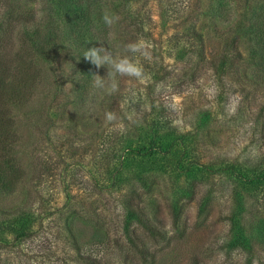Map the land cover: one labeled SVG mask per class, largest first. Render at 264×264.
I'll return each instance as SVG.
<instances>
[{
	"label": "rangeland",
	"instance_id": "1",
	"mask_svg": "<svg viewBox=\"0 0 264 264\" xmlns=\"http://www.w3.org/2000/svg\"><path fill=\"white\" fill-rule=\"evenodd\" d=\"M49 1L33 2L35 15L29 24L44 40L47 55H34L36 86L11 133L18 137V155L29 169L38 168L45 158L53 164L57 157L39 128L50 117L53 139L61 137L70 145L67 154L76 151L82 157L70 164L65 182L59 178L49 190L55 199L46 209L38 207L34 179L29 177L0 193V217L5 218L0 264H190L193 258L199 264H242V257L264 264V87L251 80L255 75L261 79L264 70V50L252 38L258 30L264 36V0H85L88 11L69 19L71 28ZM105 11L118 17L111 27L102 20ZM25 29L21 25L18 31ZM232 39L243 56L235 67L246 77L240 76L243 72L225 77L226 87L219 92L211 59L226 51L232 54ZM141 40L149 46L151 59L125 53L126 45ZM101 45L114 55H128L143 67L146 79L117 76L115 92L107 84L96 87L94 79L81 81L77 56L84 58L87 48ZM180 51L191 60L176 58ZM99 75L105 77L107 68L101 67ZM148 97L159 106L152 115L170 118L175 131H189L180 146L170 145L171 138L160 131L164 137H157L148 124L132 128L133 115H148ZM108 112L116 120L107 121ZM114 132L123 135L115 139ZM104 135L126 154L121 163H109L110 171L119 166L128 175L149 172L144 197L148 205H159L157 215L165 224L161 237L152 239L136 227L133 246L122 230L115 190L100 195L91 184L72 180L83 174L90 182L96 178L110 183L106 166L90 160L103 151ZM155 143L170 149L162 155L146 154ZM181 149L184 155L177 161ZM176 197L185 207L175 226L168 202ZM29 207L34 208L32 217L50 214L23 226L18 217ZM254 235L258 238L250 251L247 244L239 247L237 241ZM149 249L156 251L152 263Z\"/></svg>",
	"mask_w": 264,
	"mask_h": 264
},
{
	"label": "trees",
	"instance_id": "2",
	"mask_svg": "<svg viewBox=\"0 0 264 264\" xmlns=\"http://www.w3.org/2000/svg\"><path fill=\"white\" fill-rule=\"evenodd\" d=\"M37 1H39V4H43L45 2V0ZM33 2H36V0H0V193L10 192L13 190L15 185L22 183L25 178L29 177L34 179V188L39 197L38 207L46 209L51 200L55 199L53 197L54 194L49 190L55 186V183L58 184L59 178L60 182H65L63 176L65 173L71 171L68 169L70 164H74L76 156L81 158L82 154L76 151L71 154H67L71 149L70 145L59 136H56L58 137L56 140L53 139V133L49 132L51 131V129L49 130V126H54L52 119L50 120L51 117L47 122L40 123L39 128L42 133L47 134L50 147L57 154V157L54 161H52L53 164L46 161L49 158H45L41 161L38 168L29 169L26 166H23V159L20 155H18L17 147L15 146V143L18 141V137H16L14 132L11 133V129L18 118L21 108L28 105L29 97L36 86L33 82L39 75V69L33 65L34 55L38 54L42 57L47 55V47H44L43 50L42 42L44 40L40 38V34L34 30L35 28L29 24L35 15ZM49 2H54V9H56L55 13L59 18H62V20L66 22V25H64L66 28H71L69 19L73 18V20H76L80 11H88L84 5L85 0H50ZM29 4L30 8L25 9L24 6ZM135 23H137V21H135ZM21 25L26 28L24 31H18V28ZM81 26L83 25L81 24ZM85 35L86 32L83 31L82 35H80V39L82 40ZM252 38L255 45L264 50V36L259 33V30L252 36ZM249 39L251 40V38ZM14 40L17 41L16 49H14V44L12 45V41ZM235 42L236 39H232V43L235 45V50L232 54H229V51H226L225 53L222 52L219 56L211 59L212 72L214 73V80L219 92L223 91V88L226 87L224 81L225 77L236 78L237 75L239 76L240 72H243V75H240L241 77H246L244 70H238L237 68L239 66L235 67L234 62L243 60L242 52L238 49ZM88 44L90 45L89 42ZM202 47L203 45L201 44V48L198 50L199 52L196 58L199 57ZM253 53L254 51L251 52L250 59L253 58ZM77 57L79 58L78 65L80 67L77 68L80 69V80L93 81V74L99 75L100 68L97 69L90 62L80 57V55ZM176 58L183 60V58H185L184 52H177ZM185 59L186 61H190V54H188ZM263 71L261 79H259L258 75L251 78L255 86L264 87ZM173 77L174 75L171 78ZM76 103L80 104L82 102L77 101ZM147 103L149 104V116L144 113L137 114L136 116L133 115L131 117L133 123L132 128L148 124L157 137L163 138V135H168L171 138L170 145L172 144L173 147L180 146L184 142L182 139H184L183 137L185 133L189 131H175L176 127L170 123V118H167L168 120H166L152 115L157 113V111H155V107H159L154 104V100L151 99L149 102L148 97ZM204 111L207 112V109ZM26 118V120H28L29 116ZM159 131L163 133V135L158 134ZM190 133L193 135V132ZM113 134L116 136L115 139H120L123 135L122 133L116 132ZM109 139L110 135H104L102 138L104 148L101 147V150L103 151L99 157L91 155L90 160L99 162L102 167L106 166L105 172L108 176V180L110 179V183L104 185L100 181H96V178L91 179L90 182L83 174L81 176L74 177L72 180L78 184H91L93 190L98 189L100 195L102 190H104L105 193H108L106 190L108 188L110 189L109 192H111L112 189L115 190V193H117L118 204L122 209V218L120 221L122 230L127 241L133 246V234L136 227H142L152 239H156L159 236L161 237V233L165 228L163 226H165V224L157 215V207L159 205H157V202L155 201H153L154 203H149L148 201V205L147 201H145L147 198L144 197L145 194L149 192V172L147 173V171L141 170L128 175V173L125 174L120 171L119 166L110 171V162L115 160L116 163H121L126 154L124 155L123 148L122 150L120 148H115V146H113L114 143L112 145ZM126 140L127 139H125V141ZM87 145L89 149L94 148L91 141H89ZM160 145L162 144H153L146 154L154 155L155 153H160L162 155L169 151L170 148H164L165 144L162 145V147ZM181 151H183V149H181ZM121 152H123V154ZM183 155L184 151L180 152L178 154L179 159H177V161L182 159ZM193 162L198 163V161L195 160H193ZM32 169L36 171L32 172L30 175V171ZM159 170L161 172L165 171L162 167ZM105 197L104 200H107ZM84 198L85 197H81L82 200ZM180 201L179 197H176L173 201L168 202V208L171 211L172 216V224L175 226L181 216L183 208L185 207V204L183 205ZM52 206L53 205H51V207ZM29 208L30 209L26 212V214H22L18 217L21 225L23 226L28 225L27 222H36L37 219H39L37 221L40 222V218L45 217H42V214H50L49 211H40L41 213L32 217L31 211L34 208ZM260 223V230L262 231L264 230V220H261ZM4 225L5 218L0 217V228L4 227ZM22 234H28V231H23ZM259 235L260 232L257 236ZM257 236L254 235L252 240L250 237L247 240L237 241V243L241 249L247 244V251H250L253 247V242L258 238ZM155 252V249L152 251L149 249V261L151 263L154 261ZM241 260L242 264H252L253 262L252 257H242ZM190 264H199V262L196 258H193V261L190 262ZM261 264L263 263L261 262Z\"/></svg>",
	"mask_w": 264,
	"mask_h": 264
},
{
	"label": "clouds",
	"instance_id": "3",
	"mask_svg": "<svg viewBox=\"0 0 264 264\" xmlns=\"http://www.w3.org/2000/svg\"><path fill=\"white\" fill-rule=\"evenodd\" d=\"M102 20L106 26L111 27L118 20V17L105 11L102 15ZM125 53L139 54L146 59H151L152 55L149 46L142 40L126 45ZM83 57L97 69L101 67L107 68V75L105 77L93 74L94 85L98 88H104L107 84L111 92L117 91V76L133 77L137 80L146 79L142 66L133 62L128 55H114L112 51L103 45L87 48L83 53ZM169 107L175 108V105H169ZM232 110L234 112L235 108ZM106 120L109 122L116 120L115 114L112 112L106 113Z\"/></svg>",
	"mask_w": 264,
	"mask_h": 264
}]
</instances>
